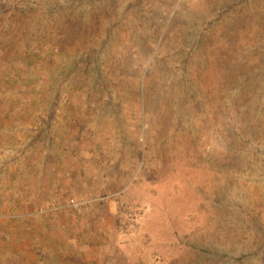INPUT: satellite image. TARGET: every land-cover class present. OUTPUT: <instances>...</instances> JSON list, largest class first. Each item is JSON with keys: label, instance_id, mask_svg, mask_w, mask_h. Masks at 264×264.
<instances>
[{"label": "rangeland", "instance_id": "obj_1", "mask_svg": "<svg viewBox=\"0 0 264 264\" xmlns=\"http://www.w3.org/2000/svg\"><path fill=\"white\" fill-rule=\"evenodd\" d=\"M42 246L264 264V0H0V264Z\"/></svg>", "mask_w": 264, "mask_h": 264}, {"label": "built area", "instance_id": "obj_2", "mask_svg": "<svg viewBox=\"0 0 264 264\" xmlns=\"http://www.w3.org/2000/svg\"><path fill=\"white\" fill-rule=\"evenodd\" d=\"M86 204L85 201H76L74 199H70L68 202H67V205L66 207L71 209L72 211H78V210H81V208ZM59 205L58 203L55 204V202L53 201L51 203L50 206H46V208H43L41 211L43 213H48V212H52V211H55V210H58L59 209Z\"/></svg>", "mask_w": 264, "mask_h": 264}, {"label": "crops", "instance_id": "obj_3", "mask_svg": "<svg viewBox=\"0 0 264 264\" xmlns=\"http://www.w3.org/2000/svg\"><path fill=\"white\" fill-rule=\"evenodd\" d=\"M31 188H33V186L31 187ZM33 189H35V188H33ZM17 224V223H16ZM4 229H6V228H4ZM12 241H14V239L12 238L11 239ZM10 242V241H9ZM8 244H10V243H8ZM8 244H4V249L3 250H8ZM30 244H33V243H31L30 242ZM38 245H35V246H33L32 248H27L28 250H33V249H36V247H37ZM43 247V246H42ZM61 249V248H60ZM42 250L43 251H45L46 252V255L44 256V258L45 259H43L42 260V262L44 263V261L46 260V263L45 264H52L51 262H53V264H58V263H55V261H53V256H51L54 252L52 251V250H50V249H48L47 247H43L42 248ZM55 252H57V255H58V253L60 252L61 253V255H62V252H61V250H59L58 248H57V250L55 251ZM46 258H48V259H46ZM81 263H85V261H82L81 260ZM39 264H41V263H39ZM71 264H74V262H71Z\"/></svg>", "mask_w": 264, "mask_h": 264}]
</instances>
